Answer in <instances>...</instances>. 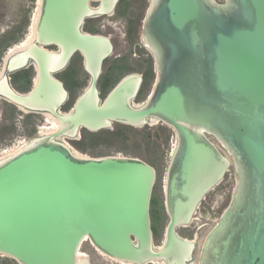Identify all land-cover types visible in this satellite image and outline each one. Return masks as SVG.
I'll return each instance as SVG.
<instances>
[{
	"label": "water",
	"instance_id": "95a60500",
	"mask_svg": "<svg viewBox=\"0 0 264 264\" xmlns=\"http://www.w3.org/2000/svg\"><path fill=\"white\" fill-rule=\"evenodd\" d=\"M119 1L36 0L33 42L6 52L0 100L25 114H50L59 128L0 158V257L78 264L88 240L124 264H194L196 242L177 230L193 222L232 168V195L196 264H264V0H148L141 41L156 77L141 104L134 103L138 75L100 96L102 66L114 46L82 30L86 19L112 15ZM76 53L90 79L63 111L69 96L55 76ZM30 67L31 89L21 93L11 76ZM154 121L175 137L163 178L167 224L159 246L151 219L155 168L138 158L76 154L64 141L78 140L82 129Z\"/></svg>",
	"mask_w": 264,
	"mask_h": 264
},
{
	"label": "rangeland",
	"instance_id": "374dc122",
	"mask_svg": "<svg viewBox=\"0 0 264 264\" xmlns=\"http://www.w3.org/2000/svg\"><path fill=\"white\" fill-rule=\"evenodd\" d=\"M31 0H0V37L4 32L10 30L15 23L22 20L26 11L31 8ZM130 7L128 10L125 8L128 6ZM123 7L118 8V11H125L123 15L116 14L112 18L105 19L107 23L101 24L100 30L104 33L112 37L115 50L113 55L108 58L106 65H109L110 62L114 61L119 56H129V60L135 62L133 66L140 67L145 66L146 62L152 63L151 57H148L147 51H142V55L140 58L134 57L133 48L135 44H137L140 36L141 25L143 18L145 16L147 7H148V0H128L122 4ZM134 6V7H133ZM36 9V0L33 1V7L31 8L30 14V22L33 17V14ZM132 16L135 18L136 22V30L135 36L136 39L134 40L133 45H129L127 38L124 37L125 35V27L127 25V18ZM112 23V27H109L107 24ZM27 33L25 34V39ZM21 40V41H22ZM20 41V42H21ZM19 42V43H20ZM128 42V43H127ZM18 43V44H19ZM17 45V44H15ZM14 46V45H13ZM11 46V47H13ZM9 48H7L8 50ZM52 49V48H49ZM7 50L5 51L4 55L6 54ZM54 50V49H53ZM3 55V57H4ZM0 61V66L2 59ZM76 60H80L78 57H75ZM141 69V67L139 68ZM75 69L63 73L60 75V79L64 83L66 89L71 93L70 99L72 103L74 99L82 92L84 87L86 86V77L82 74L79 78V85H76V76H75ZM17 82H22V79L16 78ZM110 79L107 80V83ZM11 82L13 83L14 88L18 90L14 84V79L12 77ZM106 84V82L102 83V86ZM153 85V84H152ZM152 85L148 86L146 92L141 96V98L136 101V103L143 102L147 95H149L150 89ZM76 86V87H75ZM109 87H103L104 92H107ZM6 109V104L3 100H0V127L3 124V111ZM17 111L21 112V115H25L22 111L17 108ZM38 116L39 120L37 125L40 127H44L46 124L44 122L43 115H36ZM19 117L15 119L16 129L13 132V137L11 138V142L9 145L0 147V150H3L10 146L12 143L15 144L16 149L22 144H27L32 140L37 134V131L33 135H26L24 132V128L20 123ZM119 125H115L114 130L118 128ZM164 125L161 124H153L152 126H146L143 128H134L133 130H124L125 131V140H116L113 144H105V143H96L94 141L95 136L92 133L86 132L85 137L79 141H69V145L72 149H74L77 154H81L84 156L89 157H102V156H113V155H120L124 157H131V158H138L143 160L144 162L148 163L152 167L155 168L157 172V180L153 191L152 199L155 198L156 200V211L155 217L152 218V226H153V219L155 223H160L158 232L155 239V245L159 246L163 241L164 229L167 224V216L164 211L163 207V178L166 172V168L169 163L170 154L172 152V145L175 144V137L174 135H169L168 141H165V133L160 130ZM166 127V126H164ZM113 131V130H109ZM172 132V131H171ZM89 133V134H88ZM105 134L98 135V137L103 138ZM4 142V141H3ZM218 146V144L216 143ZM18 146V147H17ZM8 154H11V150ZM6 154V155H8ZM6 155H0V158L5 157ZM235 176L234 171L231 168L228 173L226 174L224 180L215 187L210 193L207 194L205 199L202 201L201 205L196 211L194 216L193 222L185 227L179 228L177 232L184 238L193 240L196 242L197 251L195 253V261L194 264L197 263L199 252L201 245L205 236L208 232L214 227L217 223L221 213L226 208L230 197L232 195V191L234 189ZM152 207V206H151ZM160 210V211H159ZM161 213V214H160ZM161 218V221H160ZM153 229V228H152ZM79 251L82 254H86L87 257L81 260V264L87 262L88 264H124L121 262H117L112 260L105 255H102L98 252L88 240L84 241L81 245ZM0 264H15L11 259L0 257ZM149 264H162L161 262H152Z\"/></svg>",
	"mask_w": 264,
	"mask_h": 264
},
{
	"label": "flooded vegetation",
	"instance_id": "af4514ba",
	"mask_svg": "<svg viewBox=\"0 0 264 264\" xmlns=\"http://www.w3.org/2000/svg\"><path fill=\"white\" fill-rule=\"evenodd\" d=\"M97 4H92V6H96ZM128 6V5H127ZM120 7H123L122 4H121V0L118 2L116 8H115V11L112 15L110 16H102V17H97V18H88L84 21L83 23V26H82V30L83 32L85 33H89V34H98V35H103V36H107L111 39L112 43H113V40H112V37H110L109 35L107 34H104L101 30H100V27L101 24H105L107 23V21H105V19H108V22L109 21V18H112L113 16H115L116 14L118 15H123V13L128 10L130 7H132L131 5L126 7L125 11H118V8ZM134 7V6H133ZM136 22H135V18H133L132 16L128 17L127 18V25L125 27V35L124 37L127 38L126 40L129 42H127L129 45H133L134 44V40L136 39V36H135V30H136ZM109 27H112V23L110 24H107ZM141 28H142V25H141ZM113 46H114V43H113ZM114 50H115V46H114ZM147 51L148 53V57H151V54L150 52L148 51V49L145 47V45L143 44V42L141 41V31H140V36H139V40L137 42V44H135L134 48H133V54H134V57L136 58H140V56L142 55V51ZM114 53V51H113ZM113 55V54H112ZM75 57H78L80 60H74L76 59ZM129 56H119L118 58H116L114 61L110 62L109 65H106V61H104L103 63V66H102V73H101V76L99 78V81H98V90H99V93H100V96L103 98L105 97L111 90L112 88L120 81L122 80L123 78L127 77V76H130V75H138V76H141V85L139 87V90H138V93H137V96L134 100V103L135 104H141V103H136V101H138L141 96L146 92V90L148 91L149 89L148 86L154 84V81H155V77H156V73H155V69H154V65H153V61H152V57H151V61L152 63H150V65H148L149 62H146L145 66H140L141 69H139L140 67H135L133 66L135 64V62H132L129 60L128 58ZM33 71V77L32 79L34 78L35 76V71L32 67H30ZM28 68V69H30ZM27 69V70H28ZM75 69V76H76V85L78 86L79 85V78L80 76L83 74L87 81H86V86L88 85V82H89V75L87 74V72L85 71L84 69V61H83V58L82 56L79 54V53H76L72 59L70 60L69 64L67 65V67L62 70L60 73H58L55 77L62 82V80L60 79V75L63 74V73H66L68 71H71ZM13 76V75H12ZM12 76H11V79H12ZM110 79V81L107 83V80ZM32 82V81H31ZM103 82H106V84H104L102 86V83ZM63 83V82H62ZM11 85L13 86V83L11 82ZM64 85V83H63ZM31 86H32V83H31ZM31 86L29 88V90L31 89ZM86 86L84 87V89L86 88ZM14 87V86H13ZM65 87V85H64ZM76 87V86H75ZM103 87H109L108 91L107 92H104L103 90ZM153 87V85H152ZM152 87L150 89V92H149V95L152 91ZM66 89V87H65ZM83 89V90H84ZM28 90V91H29ZM67 90V89H66ZM82 90V91H83ZM26 91V92H28ZM26 92H21V93H26ZM68 92V96H69V100H70V96H71V93L67 90ZM82 93V92H81ZM79 93V95L81 94ZM78 95V96H79ZM147 95V97L149 96ZM77 96V97H78ZM76 97V98H77ZM146 97V99H147ZM76 98L74 99V101L76 100ZM145 99V100H146ZM68 100V101H69ZM144 100V101H145ZM73 101V103H74ZM143 101V102H144ZM72 103V105H73ZM12 105V104H11ZM71 105V106H72ZM14 106V105H13ZM15 107V106H14ZM70 109V108H69ZM68 109V110H69ZM63 111H68V110H64L62 109ZM25 115H29V114H25ZM24 115V116H25ZM34 115H42V114H34ZM20 118V116H18ZM21 120H23V116L21 118ZM44 122H45V119H44ZM115 127V126H114ZM114 130V128H113ZM88 131L82 129L80 131V137L78 140L76 141H79V140H82L84 137H85V134ZM157 173V172H156ZM220 185V184H219Z\"/></svg>",
	"mask_w": 264,
	"mask_h": 264
},
{
	"label": "trees",
	"instance_id": "16d2710c",
	"mask_svg": "<svg viewBox=\"0 0 264 264\" xmlns=\"http://www.w3.org/2000/svg\"><path fill=\"white\" fill-rule=\"evenodd\" d=\"M31 1H32L31 2L32 3L31 8H32L34 0H31ZM126 1H128V0H121V4L125 3ZM31 8L26 11V14L24 15V17L22 18L21 21L15 23V26H13L10 30H7L6 32H4V34H2V36L0 37V61H1V58L3 57L5 51L7 50V48H11V46L18 44L24 38L25 34L27 33V29L30 25ZM12 77L14 79V84H15L16 88L18 90H20L21 92H26L29 90V88L31 86L33 71L30 68L28 70H23V71L17 72ZM16 78L22 79V82L18 83ZM4 103L6 104V109H5V111H3V118H2L3 124L0 127V147L9 145V143L11 142V138L13 137L12 136L13 132L16 129L15 119L19 115H21V112L17 111L16 107H14L13 105H11L5 101H4ZM71 105H72V100L70 99L66 103V105L63 107V109L68 110L71 107ZM38 120H39L38 116H36L34 114L25 115L23 117V120L20 121V123L22 124V126L24 128V132L26 135H33L37 131ZM133 129L134 128H132V127L119 125L117 130L116 129L113 131L103 130V131H100L97 133H92V134L95 136L94 141H96V143L102 142L105 144H113L115 139L116 140H125L126 139L124 130L128 131V130H133ZM160 130L165 133L164 137H165L166 142L168 141L169 135H173V132H171V130L167 127L163 126L162 128H160ZM102 134H105L106 136L103 138H100L102 136ZM98 135H100V137H98ZM151 206H152L151 207V215H152V218H154L155 217V211L157 209L155 198L152 199ZM160 221H161V218H160ZM159 224L160 223H158V224L155 223V221L153 219L152 228H153L154 237H156V235H157Z\"/></svg>",
	"mask_w": 264,
	"mask_h": 264
},
{
	"label": "bare ground",
	"instance_id": "6f19581e",
	"mask_svg": "<svg viewBox=\"0 0 264 264\" xmlns=\"http://www.w3.org/2000/svg\"><path fill=\"white\" fill-rule=\"evenodd\" d=\"M38 14V9L35 10L34 14H33V17H32V20H31V23H30V27H29V31L27 32V35L25 37L24 40H22L19 44L17 45H14L13 47L10 48V51L8 53V55H11L15 52H18L20 50H23L25 49L27 46H29L33 40H34V36H35V24H36V20H37V15ZM7 54H5L4 56V59H3V62L1 63V66H0V75H1V72H2V67H3V64L4 62L6 61V58L8 56ZM44 118H45V126L43 127V130L41 132V135H46V134H53L54 132H56V130H58L59 128V123L58 121L53 117L51 116L50 114H43ZM152 124H156V122H152ZM24 144H22L23 146ZM174 145H172V148H174ZM21 145L17 148H21L22 147ZM17 149H13L11 150V154L17 150ZM76 154L77 152L72 149ZM10 151H7L6 153H3L1 155H6L8 154ZM10 154L6 155L5 157L9 156ZM86 241V240H85ZM87 255L86 254H82L80 251L78 252V255H77V260H78V264H81V260L83 258H86ZM84 264H88L87 262H84Z\"/></svg>",
	"mask_w": 264,
	"mask_h": 264
},
{
	"label": "built area",
	"instance_id": "2783aa9c",
	"mask_svg": "<svg viewBox=\"0 0 264 264\" xmlns=\"http://www.w3.org/2000/svg\"><path fill=\"white\" fill-rule=\"evenodd\" d=\"M21 118H22V116H20L19 119L21 120ZM42 130H43V127L37 126V134H41ZM64 141H66L65 144L69 145V140H64ZM13 149H16V146H15L14 143H12L10 146H8L7 148H5L3 150H0V155L3 154V153H6L9 150H13Z\"/></svg>",
	"mask_w": 264,
	"mask_h": 264
}]
</instances>
